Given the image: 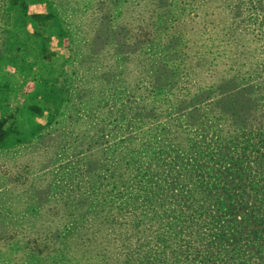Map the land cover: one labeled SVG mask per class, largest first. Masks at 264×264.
Wrapping results in <instances>:
<instances>
[{
    "label": "rangeland",
    "instance_id": "obj_1",
    "mask_svg": "<svg viewBox=\"0 0 264 264\" xmlns=\"http://www.w3.org/2000/svg\"><path fill=\"white\" fill-rule=\"evenodd\" d=\"M97 2L0 0V134L6 135H0L6 140L0 141V264L77 260L78 255L73 259L67 254L71 240L62 228V216L50 217L51 202L68 199L63 189L84 196L77 199L74 210H101L104 216L110 214L111 222L127 218L126 223L140 225L146 242L140 264H177L180 259L182 264H203L209 248L219 245L216 235L204 229L207 224L202 240L196 242V236L189 234L195 233L190 227L203 220L214 224L210 228L219 225L213 229L232 240L225 239L238 255L225 256L226 264H252L246 243H255L253 257L263 252L264 210L259 218L255 212L252 220L250 210L237 206L230 211L232 219L222 216L225 210L204 212L206 197L199 190L184 192L180 177L188 170L181 174L174 167L179 157L169 160L173 155L167 142L176 141L170 124H181L185 139L180 146L189 140L193 147L207 143L216 151L219 145H209L212 135L218 144L224 138L217 135L221 129L215 120H223L226 112L236 113L232 118L237 123L258 118L264 103V61L253 64L248 59L259 52L257 46L264 48V28L256 26L240 0ZM160 8L163 12L158 15L155 10ZM211 29H220L216 47L221 58L214 67L220 77H211L208 68L210 50L215 48ZM163 38V49L155 50L160 46L156 41ZM88 39L91 43L86 44ZM174 41L184 52L177 61L186 64L181 73L165 64L178 57L167 50L176 46ZM182 74L189 83L186 89L179 83V95L154 101L148 94L147 78L161 75L158 83L171 88ZM222 78L226 80L220 82ZM35 96L47 98L48 105L25 123L24 106ZM241 140L235 138L215 158L211 152L214 165L208 172L203 162L189 176L209 180L212 170L232 171L247 162L251 177L243 186L255 193L252 181L257 170L264 169V158L259 159L263 152L256 147L264 148V142L253 138L243 145ZM148 174L164 188L154 198L151 183L142 177ZM119 175L127 184L114 185ZM222 186L213 190L217 196ZM249 203L252 210L262 207L254 198ZM151 223L158 228H151ZM50 227L55 228L54 248L48 256L31 244L39 240L40 245H49L43 239ZM192 244L196 250L188 254ZM133 260L129 257V264H139ZM214 261L212 257L211 264Z\"/></svg>",
    "mask_w": 264,
    "mask_h": 264
},
{
    "label": "trees",
    "instance_id": "obj_2",
    "mask_svg": "<svg viewBox=\"0 0 264 264\" xmlns=\"http://www.w3.org/2000/svg\"><path fill=\"white\" fill-rule=\"evenodd\" d=\"M102 0H99V3ZM230 2H238L239 0H229ZM240 3L245 4V12L249 15L252 20L256 23V26L259 28H264V0H240ZM227 7V5H226ZM232 7L231 5L228 6ZM231 9H229L228 12H230ZM94 11V7H93ZM160 11L157 14L160 15L163 12V8L155 10ZM243 9L241 10V12ZM223 13L222 11L219 13ZM88 16H91V14L88 13ZM149 18L153 19L154 14L150 13ZM117 27L119 25L117 24ZM94 26H92V32L94 31ZM219 30L217 29H211V32H213L210 35V43L214 44L213 49L210 51L213 53L211 57L208 58L209 60V69H212L210 72L211 77H220L221 74L219 73V70L215 69L217 66H219L217 63H215L216 59L218 61L221 58V52L219 47H216L218 42L217 38H219L220 34L218 33ZM153 32H150L148 34L152 35ZM173 34V33H171ZM164 39H161L159 41H156V44L158 43L160 46L155 48V50L163 49L162 45H164ZM173 40V39H172ZM179 41H185L182 40V38H179ZM258 42H261V38L257 40ZM264 42V41H263ZM86 44L91 43L90 39L88 41L85 40ZM176 46L172 48H168L170 53L177 54L178 57H170L168 60L165 61L166 67L171 70H175L178 73H181L183 71L182 68L186 67L185 63L183 62H177L180 60V58L183 57L184 52L183 48L174 41ZM263 44V43H262ZM262 46V45H261ZM261 46H257L256 49H259L258 57H256L257 53L253 56H250L248 60L252 61L254 60L253 64H256L258 62L264 61V48H260ZM23 50V49H22ZM149 50L150 51H153ZM15 52V51H14ZM156 56V55H155ZM155 56H150V64H154L153 60ZM21 62V61H20ZM23 63V62H21ZM195 63H197L195 61ZM264 64V62H262ZM148 64V66L150 65ZM213 67V68H212ZM215 67V68H214ZM157 73V70H155V74ZM189 74V73H187ZM161 75H153L148 80L147 89H149L148 94L154 101H158L159 98H164L169 96H177L179 95L180 87L178 86L179 83L183 85V89H186L187 83H189L187 80H189L188 77H185L186 74H182L179 76V79L173 83L172 87L169 88V86H163L158 83V79ZM164 77V75H163ZM228 79V78H227ZM226 79H221L220 82L225 81ZM155 83V84H154ZM45 84V83H44ZM215 86H212L214 88ZM188 88V87H187ZM211 88V89H212ZM54 90V88H52ZM51 90H49L50 93ZM163 91H168L167 93ZM193 95V94H190ZM44 98V97H43ZM30 103L25 104V109H23V118L25 123H31L32 120L36 117H38L41 114V107L45 108L48 104L47 98L42 100H37L36 96L28 99ZM223 120H215L218 125L219 129L217 135H221L220 137L224 138V143L218 144L214 142V135H212V140L210 141L209 145H219L220 148H216V151H214L215 147H212L210 150L208 147V144H200L199 146H192L189 143V140L185 141L182 146L180 144L184 141L185 136L181 132L182 125H174L170 124L171 127H174L173 132L175 133V140L172 141L171 139H168L169 141L167 144L169 145L168 150L170 152L171 157H169L171 161L176 162L178 157V161L174 165L175 168H179V171L181 174H184L187 171L186 176H181L180 181L185 183H182V187L184 192L188 194V192H192L194 190H199L203 193V195L206 197L207 202L204 206H202V210L204 212H208L210 208H213V210H225L222 216H227V219H232L233 212L230 213L231 210H235L233 206L240 207L245 210H250L248 212V218L253 219L256 215L255 212L259 211L258 218L260 216V210H264V169L257 170L254 176V180L252 181L255 186V193H251L252 191L247 190L243 185L245 182H248V177H251V174L249 173L252 169L250 166L245 167L247 162H242L240 164H237L232 171H221L219 170H211L213 171V174L209 176V180L204 178L203 176H200L198 174H195L193 176H189L190 171H194L199 169L200 167L198 165H203V162H206V171L208 172L210 167L213 166V162L210 161V153L212 154V158H215L218 155V152L221 148H225L223 151L228 150V144L232 143L233 140L237 137H242V140L239 142V144L246 145L250 141L254 140L259 142H264V103L262 102L261 112L258 115V118L255 119H245L244 121L240 120L239 123L234 121V118L232 116H236V113L229 114L226 112ZM37 126V125H36ZM257 126H260L257 128ZM222 127V128H221ZM38 127L37 129H39ZM3 137H5V133H1ZM0 134V135H1ZM7 134V133H6ZM152 137H155V135H152ZM181 137V139H180ZM157 139H160V136L157 137ZM156 139V140H157ZM5 139H0V141H3ZM6 141V140H5ZM138 142V141H135ZM171 142V143H170ZM180 146V147H179ZM227 146V148H226ZM260 146L256 147V149H261L262 154H260L259 159L264 158V148H259ZM264 147V146H262ZM182 149V150H181ZM157 152L156 154H158ZM167 153V154H168ZM166 154V155H167ZM129 158L127 156L126 160ZM129 161V160H127ZM256 162L255 160H252V163ZM263 163V162H261ZM155 169V167L153 168ZM144 180L147 179L151 183L150 185V196L154 198L158 191L160 189H164L162 186V183H156L157 178L155 176L150 177L148 175L142 176ZM174 182V179H173ZM114 185L120 186L124 183L127 184V179L124 175H119L114 178L113 181ZM223 185V189L220 191V194L217 196L215 192H213L214 189L218 188L219 186ZM231 185V186H230ZM71 187V186H70ZM148 189L144 190L142 193H146ZM63 194L66 193V196L68 199L64 203H58L56 204V201L51 202V206H54L51 210V215L54 219L56 216H62V228L64 227L66 229V238L68 240H71V245H66L68 256L73 257L75 255H78L77 260L74 259L73 262H69V264H129L132 261H128L129 257L134 258L133 261H136L139 263L142 259V253L144 251V248H146V242L143 241L142 236L143 234L140 233V225H132L126 223L128 221L127 218H124L122 221L119 219L117 222H111V216L110 214L108 216H104L102 214V211L99 210H91V209H81L77 210V208L74 210L73 206L77 204V199H80L81 197H84L83 195H79L78 197L75 195V193H71L66 189H63L61 191ZM70 196V197H69ZM254 198V201L258 203L257 205H262L261 208H256V210H252V206L250 205L249 201H251ZM241 205H238V204ZM94 204V203H92ZM55 208V206H59ZM143 205V204H141ZM218 206V208H217ZM236 211V210H235ZM205 215V214H204ZM203 217V216H202ZM203 219V218H202ZM226 220V219H225ZM224 220V221H225ZM206 226V229L208 232H211L212 234L216 235V241L219 243L217 246H212L209 248V251L207 252L205 262L203 264H211L212 257L215 258V263L217 264L218 259L221 264H226L225 256L228 258L233 257V255H238L237 250L230 249L227 246L228 241H232L227 239L224 235L219 233L215 226L219 227V225L215 224L213 228H210L209 225L210 222L203 220L202 222H199V224L194 225L192 228L194 232H189V234H194L196 236V242L202 240L204 237L203 227ZM54 225V224H53ZM142 225V224H141ZM214 225V224H211ZM257 225H259L257 223ZM151 228H158L156 224L151 223ZM57 229H59V226H55ZM264 228V227H263ZM55 232V228H49L48 233L46 235V240L43 239V241L48 242L49 245L42 246L40 245V241L33 242L31 244L32 247H34L39 253H44L45 255H50L51 249L54 247L51 246V237L53 236ZM182 235V234H181ZM198 237H201L198 239ZM198 239V240H197ZM226 239V240H225ZM44 242V243H45ZM195 242V243H196ZM192 243V242H191ZM194 243V244H195ZM189 245L187 249V253L189 254L190 250L195 251L196 245ZM247 251L249 252L250 258H254V262L252 264H264V248L263 252L259 253L258 256L255 255V250H252V247L254 249L255 243L247 242ZM77 250V251H76ZM81 250V252H80ZM116 257V258H115ZM229 260V259H228ZM146 264V262H144ZM140 264V263H139ZM177 264H182L181 259L178 261Z\"/></svg>",
    "mask_w": 264,
    "mask_h": 264
}]
</instances>
